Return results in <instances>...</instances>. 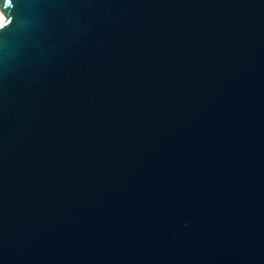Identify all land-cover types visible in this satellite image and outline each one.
<instances>
[{"label":"water","instance_id":"1","mask_svg":"<svg viewBox=\"0 0 264 264\" xmlns=\"http://www.w3.org/2000/svg\"><path fill=\"white\" fill-rule=\"evenodd\" d=\"M0 12V264H264V0Z\"/></svg>","mask_w":264,"mask_h":264},{"label":"bare ground","instance_id":"2","mask_svg":"<svg viewBox=\"0 0 264 264\" xmlns=\"http://www.w3.org/2000/svg\"><path fill=\"white\" fill-rule=\"evenodd\" d=\"M3 20H4V17L2 15V13L0 12V24L2 23Z\"/></svg>","mask_w":264,"mask_h":264}]
</instances>
